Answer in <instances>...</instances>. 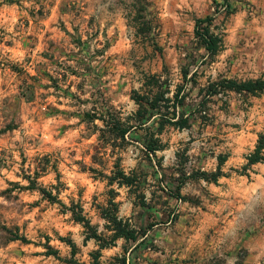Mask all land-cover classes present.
I'll list each match as a JSON object with an SVG mask.
<instances>
[{"label":"rangeland","instance_id":"rangeland-1","mask_svg":"<svg viewBox=\"0 0 264 264\" xmlns=\"http://www.w3.org/2000/svg\"><path fill=\"white\" fill-rule=\"evenodd\" d=\"M230 4L0 0V264H264V92L225 87L264 0Z\"/></svg>","mask_w":264,"mask_h":264},{"label":"trees","instance_id":"trees-1","mask_svg":"<svg viewBox=\"0 0 264 264\" xmlns=\"http://www.w3.org/2000/svg\"><path fill=\"white\" fill-rule=\"evenodd\" d=\"M222 5L226 9L227 14H232L230 0H221ZM213 21V17H205L203 19H198L195 22L194 32L197 38L200 40L202 47L206 50L208 55L215 56L222 49V39L221 37L214 35L210 32L209 26ZM146 32H151V25L147 24ZM225 87L229 90L236 92H245L248 94H254L257 92H264V79H254L248 80L241 83H236L233 81H228ZM187 124L186 119H182L180 122L181 127ZM259 162H264V141H260L253 153L247 157V165H254ZM38 175V174H36ZM50 199H53V196ZM116 238L121 237L126 240L136 241L137 236L133 230L130 229H119V232L115 235Z\"/></svg>","mask_w":264,"mask_h":264}]
</instances>
